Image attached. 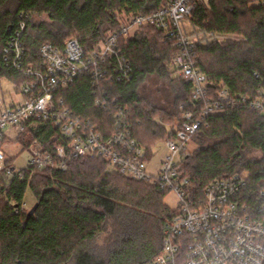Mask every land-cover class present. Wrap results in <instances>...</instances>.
<instances>
[{"label":"trees","instance_id":"trees-1","mask_svg":"<svg viewBox=\"0 0 264 264\" xmlns=\"http://www.w3.org/2000/svg\"><path fill=\"white\" fill-rule=\"evenodd\" d=\"M162 1L0 0V83L7 80L20 93L33 81L4 62L22 20L24 63L39 68L44 43L63 48L76 38L88 54L120 29L122 16L153 13ZM42 17L47 19H35ZM188 22L212 38L197 39L195 49L211 93L226 90L239 103L205 118L193 137L194 149L182 161L183 172L202 196L213 180L247 170L241 201L254 213L264 204V116L250 106L264 98V0H196ZM122 49L133 66L131 81L98 88L84 76L58 96L77 115L104 125L113 117L96 108L95 99L106 93L120 101L130 111L133 137L152 156L158 141L174 139L187 113L196 114L198 103L192 85L172 67L178 47L164 41L162 31L141 28ZM149 76L178 87L173 109L151 106L141 97L138 88ZM35 141L50 152L66 143L51 120L30 122L16 138L22 151ZM12 162L6 160L0 171V264H152L160 254L164 229L176 215L164 203L167 192L116 172L97 156L69 159L64 170L20 169L23 179L15 171L7 174L15 168ZM28 191L31 208L25 202Z\"/></svg>","mask_w":264,"mask_h":264},{"label":"built area","instance_id":"built-area-1","mask_svg":"<svg viewBox=\"0 0 264 264\" xmlns=\"http://www.w3.org/2000/svg\"><path fill=\"white\" fill-rule=\"evenodd\" d=\"M195 4L196 0H164L153 13L125 16L120 29L108 34L88 54L76 38L69 39L63 48L44 43L39 49L42 61L39 68L24 63L26 23L22 20L4 50V62L33 81L21 87L23 103L8 106L0 100V171L8 160L2 151L7 138L4 130L12 128L18 137L30 122L51 120L66 140L65 145L50 152L35 141L29 149L31 161L24 170L48 167L64 170L69 159L97 156L128 178L177 195L176 215L164 229L162 250L152 264H264V204L249 213L241 201L249 172L213 180L202 196L183 172L182 161L191 154L193 137L205 118L239 103L226 90L213 95L206 76L197 68V40L182 27ZM147 27L162 31L164 41L178 47L179 54L173 58L172 67L192 85L193 99L198 103L196 114L187 113L174 139L166 141L168 155L156 175L147 173L146 163L152 156L133 137L130 111L120 101L106 93L95 99V107L113 117L112 123L104 125L77 115L58 96L84 76L98 88L103 83L131 81L133 66L122 46L137 30ZM250 106L264 116V98L252 100ZM14 171L20 179L24 178L16 167L7 174Z\"/></svg>","mask_w":264,"mask_h":264},{"label":"rangeland","instance_id":"rangeland-1","mask_svg":"<svg viewBox=\"0 0 264 264\" xmlns=\"http://www.w3.org/2000/svg\"><path fill=\"white\" fill-rule=\"evenodd\" d=\"M35 19L37 21L43 19L46 20L47 18L42 17ZM121 20L122 22L126 21L125 16H122ZM182 27L185 29L187 34L192 35L193 38H196V40L205 39L204 43L210 42L212 40V38H210L208 35L200 33V31H198L188 21H184L182 23ZM178 90V87L174 86L172 82L158 76L147 77L138 88L141 97L151 106L167 110L173 109L176 95L179 92ZM0 100H3L8 106L13 105V103L24 102L20 93L15 91L14 85L7 80H3L0 83ZM4 133L7 136L2 147V151L5 153V159H11L13 161V165L17 169L26 168L32 158L31 151H22V147L19 145V143L16 142L17 132L15 130L8 127L4 130ZM194 147L195 146L191 144V151L194 149ZM167 155L168 148L166 146V141H158L153 149V155L150 161L146 163L147 173L156 175ZM254 157L258 159L261 158V155L259 153H254ZM177 159H179V157H177ZM33 201L34 199L32 197V194L30 191H28L25 200L28 208L32 207ZM164 203L170 209H176L178 207L179 200L174 192H170L164 198ZM106 238L107 235H102L98 240V246L101 245Z\"/></svg>","mask_w":264,"mask_h":264},{"label":"water","instance_id":"water-1","mask_svg":"<svg viewBox=\"0 0 264 264\" xmlns=\"http://www.w3.org/2000/svg\"><path fill=\"white\" fill-rule=\"evenodd\" d=\"M37 207H38V204H36V205L32 208V210L29 212V216L34 215V213H35Z\"/></svg>","mask_w":264,"mask_h":264}]
</instances>
